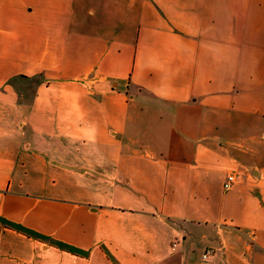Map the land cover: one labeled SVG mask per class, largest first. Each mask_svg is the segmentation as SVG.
I'll list each match as a JSON object with an SVG mask.
<instances>
[{
	"label": "crops",
	"instance_id": "crops-1",
	"mask_svg": "<svg viewBox=\"0 0 264 264\" xmlns=\"http://www.w3.org/2000/svg\"><path fill=\"white\" fill-rule=\"evenodd\" d=\"M0 264H264V0H0Z\"/></svg>",
	"mask_w": 264,
	"mask_h": 264
},
{
	"label": "built area",
	"instance_id": "built-area-1",
	"mask_svg": "<svg viewBox=\"0 0 264 264\" xmlns=\"http://www.w3.org/2000/svg\"><path fill=\"white\" fill-rule=\"evenodd\" d=\"M235 183H236L235 176L233 174L227 175L223 184L224 190H231L232 187L235 185ZM213 255L214 254L212 249H208L202 254V260L205 263H209L211 262V258L213 257Z\"/></svg>",
	"mask_w": 264,
	"mask_h": 264
},
{
	"label": "rangeland",
	"instance_id": "rangeland-1",
	"mask_svg": "<svg viewBox=\"0 0 264 264\" xmlns=\"http://www.w3.org/2000/svg\"><path fill=\"white\" fill-rule=\"evenodd\" d=\"M34 84H35L34 81H31V82L28 83V85H29V92H28V93H30V87H31V89H33ZM21 92H24V90H22ZM27 95H28V94H27ZM212 249H213V248H212ZM213 250L216 251L215 249H213Z\"/></svg>",
	"mask_w": 264,
	"mask_h": 264
}]
</instances>
